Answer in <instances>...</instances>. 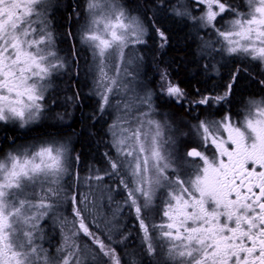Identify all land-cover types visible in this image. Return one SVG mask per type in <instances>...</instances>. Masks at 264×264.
I'll list each match as a JSON object with an SVG mask.
<instances>
[{
	"label": "snow or ice",
	"instance_id": "1",
	"mask_svg": "<svg viewBox=\"0 0 264 264\" xmlns=\"http://www.w3.org/2000/svg\"><path fill=\"white\" fill-rule=\"evenodd\" d=\"M61 6L0 0V264H264V0H84L64 25ZM77 42L95 107L66 134L85 99ZM244 79L260 94L234 114Z\"/></svg>",
	"mask_w": 264,
	"mask_h": 264
},
{
	"label": "trees",
	"instance_id": "2",
	"mask_svg": "<svg viewBox=\"0 0 264 264\" xmlns=\"http://www.w3.org/2000/svg\"><path fill=\"white\" fill-rule=\"evenodd\" d=\"M78 3L80 4L79 0H61V8L58 10L57 12V19L60 22V25H64L65 24V19L64 17L67 16V13L63 10V5L66 3ZM65 29L63 27L60 28V31L63 32ZM72 30L75 31L76 30V21L75 19L72 22ZM182 35V34H180ZM178 39V37H174L173 38V44H175L176 40ZM71 41H63L60 43L59 47L63 50H68L70 45H71ZM77 51L79 52V66H80V75H79V80L78 81H73L74 83H78V86L81 90V95H83L85 97L84 101L82 102L81 105H79L77 108L75 109H69L70 111H72L73 115L70 119V123L72 125L71 128H66L63 131L68 134L72 132V129L75 128L77 131L81 128V113L83 112V114L87 115L90 114V112L92 111V109L95 107V98H88V92H89V80H91L88 77V80L85 78V74H84V62L86 61V59L88 58V52L86 51V49H83L79 46L78 42H77ZM191 52V50H189ZM143 54L145 56V61H144V69H143V75H144V79L147 80H152L154 82V80L157 78V65H159L160 67L164 66L163 61L160 60V58L158 57V55L155 53V46L152 44V42H149L148 47L143 49ZM175 55L173 49H168V53L167 56L164 57V60H170V58ZM193 57L191 55H189L188 59H192ZM73 68V73L75 72V65L72 66ZM171 71H173V73H177V69L175 65H172L171 67ZM225 72V74L227 73V69L223 70ZM178 75L180 80L183 82V85L189 89H191L194 85H196L198 80H201L202 77L200 75L197 74L196 72V66L194 63H189L185 66H183L179 71H178ZM64 80L67 81L68 77L65 76ZM60 83V87L63 88L64 84L62 82ZM257 90H259L258 87H255L254 85H251L250 82L246 79L242 80L241 83L238 85V90L236 92V95L233 99V104H232V109L233 111L239 106L237 104H240V100L242 97H246L249 93H255ZM72 91H74V89H69L68 92L69 94L72 93ZM241 106H239L240 109ZM164 110H168L167 108H165ZM222 114V112H221ZM107 119V117H106ZM103 123V122H102ZM97 128L100 129L101 133L103 131V129L101 128V125H97ZM53 131L52 129L48 128L47 126H40L37 127L36 129H34L31 132H27V134H24L23 132H18L16 133L17 135V143L18 142H27V141H31L32 137L35 138H39L41 136H43L46 132H50ZM6 144L7 141H0V149L3 146V144ZM81 144H85V148H84V161H85V167L91 163L94 164L96 167H101L103 168L104 165V161L102 159L101 153L104 151V147L101 146L99 148V151L96 150L95 146H88L89 142L81 139L77 144L76 147L79 150L80 149V145ZM129 223H131V221H129Z\"/></svg>",
	"mask_w": 264,
	"mask_h": 264
},
{
	"label": "rangeland",
	"instance_id": "3",
	"mask_svg": "<svg viewBox=\"0 0 264 264\" xmlns=\"http://www.w3.org/2000/svg\"><path fill=\"white\" fill-rule=\"evenodd\" d=\"M79 1H80V4H81V10H83L84 0H79ZM87 60H89V55H88V58L86 59V61H87ZM86 61L84 62V69H85L84 74L86 73V68H87ZM85 78L88 80V77L86 76V74H85ZM89 78H90V77H89ZM88 86H89V88L91 87V80H89ZM255 93L257 94V97H258L259 94H260V91L257 90ZM236 109H237V108H236ZM215 118H219V117H215ZM33 139H36V138H35V137H32V138H31V141H32ZM31 141H27V142H31ZM27 142H26V141H25V142H18V144L27 143ZM7 148H8V147H7ZM6 150H7V149H6ZM6 150H5V151H6ZM49 225H51V221H49ZM50 234L55 235V240L53 241V244L58 243V242H59V239H60L59 232L57 231L56 233H50Z\"/></svg>",
	"mask_w": 264,
	"mask_h": 264
},
{
	"label": "flooded vegetation",
	"instance_id": "4",
	"mask_svg": "<svg viewBox=\"0 0 264 264\" xmlns=\"http://www.w3.org/2000/svg\"><path fill=\"white\" fill-rule=\"evenodd\" d=\"M259 91H260V90H259ZM246 97H247V96H246ZM237 105L241 106L240 104H237ZM239 106H238L237 109H235L234 111H233V109H232V107H231L232 112H233L234 114H235V113H240ZM7 146H8V142H7L6 144L4 143L0 150H6V149H7Z\"/></svg>",
	"mask_w": 264,
	"mask_h": 264
}]
</instances>
